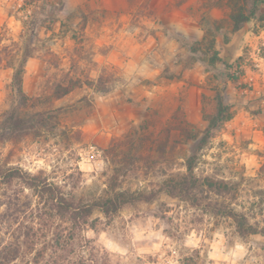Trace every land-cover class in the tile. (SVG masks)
<instances>
[{
    "label": "rangeland",
    "instance_id": "1",
    "mask_svg": "<svg viewBox=\"0 0 264 264\" xmlns=\"http://www.w3.org/2000/svg\"><path fill=\"white\" fill-rule=\"evenodd\" d=\"M229 1L0 0V49L21 42L25 22L36 26L25 92L52 95V83L78 82L52 101L62 110L40 135L0 144L7 167L75 200L102 196L114 176L122 189L152 193L187 173L186 159L207 136L194 175L214 188L197 207L162 193L112 218L93 214L82 236L108 253L109 264H264L263 236L240 237L231 219L206 207L245 211L264 228V6L235 32ZM224 53L235 57L225 62ZM12 79V68L0 66V123ZM220 102L231 119L208 130ZM43 211L21 180L0 184V253L38 229ZM52 226L69 223L46 222L41 240L21 245L14 263L74 264L47 248Z\"/></svg>",
    "mask_w": 264,
    "mask_h": 264
},
{
    "label": "trees",
    "instance_id": "2",
    "mask_svg": "<svg viewBox=\"0 0 264 264\" xmlns=\"http://www.w3.org/2000/svg\"><path fill=\"white\" fill-rule=\"evenodd\" d=\"M229 3L231 7L230 20L235 32L240 30L243 24L256 18L259 6H264V0H230ZM249 3L253 7L251 10H248ZM259 20L264 21V13L260 15ZM24 24H26L24 25L25 31L20 35L21 42L12 43V46H4L0 49V66H6L13 70L12 88L14 93L11 106L4 113L0 123V144L23 136L40 135L49 126V123L57 120L62 110L61 108H53L51 106L52 101L67 96L74 88L78 87V82L65 77L56 83H52V95L42 93L36 97H31L25 92L24 75L26 65L35 54V48L28 41L36 35L37 30L33 21ZM212 42L214 44V41ZM214 61H221L217 52H214ZM230 119L231 116L227 113V107L220 102L218 114L211 120L208 130H212L217 127L218 123L222 124ZM206 137L200 140L192 155L186 159L187 173L181 175L177 180H171L170 183L164 184L158 191L147 193L122 189L118 186V179L114 176L110 179L108 188L102 196L88 201L67 197L54 183L43 180L38 176H32L20 167H7L0 161V184H9L21 180L33 190L44 209L42 215L37 217L38 223L36 225L39 228L36 230L34 227L26 228L27 231L23 234V241L5 246L0 253V264H15V260H18L21 256L20 246L39 242L41 240V238H38L40 228L46 226V222L48 223L52 218H59L69 223V226L62 230H59V226L55 228L52 226L55 231L52 233L50 244L47 243V248L51 250L54 257L67 253L68 258H75L74 264H84L85 262H89V264H109L110 256L108 253L91 245L82 236V232L86 230L93 214L100 212L106 218H112L128 206L139 203H152L162 193L182 198L197 207L200 198H202L200 194H203L204 189L213 192L214 188L209 180L204 184H200L198 178L194 175L199 153L204 149ZM216 194L221 195L220 193ZM206 207L214 214L231 219L240 237L246 238L253 235L264 237V228L251 223L249 215L245 211H238L231 206L218 203H209ZM53 256L49 257V261L53 259ZM42 257L43 253L38 252L35 259L41 258L42 261L46 262V258ZM56 259L54 264L66 263V261L59 262L62 258L56 257ZM29 263L31 262L23 260L21 264ZM33 263H37V261ZM46 263L48 264V262ZM68 263L71 264V262Z\"/></svg>",
    "mask_w": 264,
    "mask_h": 264
},
{
    "label": "water",
    "instance_id": "3",
    "mask_svg": "<svg viewBox=\"0 0 264 264\" xmlns=\"http://www.w3.org/2000/svg\"><path fill=\"white\" fill-rule=\"evenodd\" d=\"M234 54H232V53H224L223 55H222V58H223V60L225 61V62H231L232 61V59H234Z\"/></svg>",
    "mask_w": 264,
    "mask_h": 264
}]
</instances>
